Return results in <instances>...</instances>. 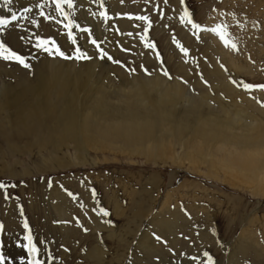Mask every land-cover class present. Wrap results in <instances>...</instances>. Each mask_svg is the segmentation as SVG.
<instances>
[{"label":"rangeland","instance_id":"rangeland-1","mask_svg":"<svg viewBox=\"0 0 264 264\" xmlns=\"http://www.w3.org/2000/svg\"><path fill=\"white\" fill-rule=\"evenodd\" d=\"M37 4L43 5L45 15L63 20L55 11L53 0H12L9 5L0 0V18L10 20L13 12L20 16L25 8H32L31 13L25 14L28 19L0 26V42L25 57L30 65L24 68L15 61L0 58V63L7 66L2 71L6 76L4 79L12 84V88H17L30 73H33V79L37 78V71L30 68L39 67L40 70L42 61L50 59L49 53L35 47L36 36L40 35L43 39L54 40L60 50L72 59H75V49L79 47L87 55L93 51L92 57L101 62L108 61L109 56L110 60L119 61L115 62L116 66L131 77H138L145 71H161L172 80H185L191 94H204L199 81L215 96L224 94L222 78L232 75L235 77L234 84L244 89L242 95L245 102H254L258 94L264 95V88H245V85H264V0H103V7L101 0H76L78 6L68 9L65 5V11L74 13L81 29H89V32L73 28L75 44L63 24L39 15L41 9L36 7ZM181 10L188 11L202 30L197 31L183 23L178 16ZM104 12L107 13V20L101 15ZM138 16L149 17L151 27L147 32L144 31L148 27L147 22L135 19ZM32 20H36L39 26L33 25ZM91 39H96L108 56L99 58L100 52ZM147 44L154 47H147ZM181 48L187 50L193 64L187 78H182L179 72L177 55L185 53ZM52 55L59 56L55 51ZM150 57L155 59L156 64L147 63L146 59ZM119 82L117 74H113L108 84L116 87ZM9 107V113L17 110L16 107ZM7 114L5 111L4 115ZM20 149L26 152L6 158V166L18 175L10 171L0 175V181L15 185L7 188V199L5 190H0L1 230L6 228L10 231L3 223L5 218L19 213L27 215L36 228L32 239L44 243V249L51 256L56 248L59 249L55 251L57 264H87L90 254L100 242L112 249L107 264H199L206 260H203L204 252L212 256L215 264H234L228 256L236 252V243L252 242L256 250L264 248V196L254 190V184L242 177L233 178L224 171L206 170V166L200 163L196 164L202 171L199 176L192 172L188 164L180 167L167 160L153 165L142 157L92 149L84 152L76 150L74 145L62 147L60 143L22 144ZM7 150L10 148L1 140L0 151ZM172 150L168 147L166 152L174 158ZM53 154L64 158V167L48 161ZM195 155L205 158L197 153ZM212 158L217 164V159ZM19 159L21 163L17 164ZM47 164L51 169L46 168ZM24 168H30L26 175ZM209 173L214 177L218 175L219 179L209 176ZM86 187L91 191L94 188V197L88 196ZM56 188L61 189L60 196L55 193L58 191ZM113 192L122 198L121 216L115 213V204L111 202ZM92 199L96 203H104L103 208L110 214L109 219L115 225L118 237L112 239L109 229L97 228L95 222H98V216L93 211L98 207ZM170 211L179 215V220L173 225V234H162L161 223L166 221ZM143 233L154 238L159 248L157 252L142 250L140 237ZM16 236L15 239L21 238ZM249 236L250 240L240 241ZM54 237L59 238L58 245L52 242ZM119 238L126 242H122L123 246L117 249ZM256 241L263 247L257 246ZM122 256L125 257L120 260ZM238 262L264 264V260L260 262L252 255L244 258L239 255Z\"/></svg>","mask_w":264,"mask_h":264},{"label":"bare ground","instance_id":"bare-ground-1","mask_svg":"<svg viewBox=\"0 0 264 264\" xmlns=\"http://www.w3.org/2000/svg\"><path fill=\"white\" fill-rule=\"evenodd\" d=\"M178 16L191 19L186 10H181ZM92 54H88L90 59L87 60L69 58L65 61L59 59V56L47 54L51 57L49 60L42 59L40 70L39 67L30 68L37 71V78L31 77L33 73L26 77L27 71L24 76L26 79L21 80L17 88H12V84L4 79L6 76L2 71L7 66L0 63V141L3 140L7 148H10L6 152L0 151V175L8 171L18 175L6 166V158L24 154L26 151L20 149L22 144L35 146L39 143H60L62 147L74 145L76 150L84 152L92 149L133 158L142 157L153 165L163 164L167 160L180 167L188 164L192 172L199 176L202 171L196 164L200 163L206 166V170L224 171L233 178L237 176L246 179L254 184V190L258 194L264 196V95L258 94L254 102H245L242 95L244 89L234 84L235 77L232 75L222 78L224 94L215 96L202 81L199 84L204 89V94H191L185 80H172L161 71H145L139 73L138 77H131L119 69L113 60L101 62L92 57ZM153 60L151 57L146 59L147 63L154 65L156 63ZM177 60L181 77L187 78L193 67L189 56L180 52ZM111 74H117L120 81L116 87L108 84L111 82ZM9 106L16 107L17 110L9 113ZM5 111L8 113L6 116ZM168 147L173 148L174 158L166 152ZM29 150L34 149H27ZM195 153L205 158L200 159ZM212 157L217 159V164ZM63 160L64 158L53 154L48 161L64 167ZM18 163H21L20 159ZM46 168H50L48 164ZM29 170L30 168H24V175ZM208 175L213 176L210 173ZM214 178L219 179V176L215 175ZM56 190L59 192L55 193L60 196L61 189ZM92 191L87 188L89 197L96 194ZM110 199L115 204V213L121 216L122 198L113 192ZM93 201L96 203V200ZM96 204L98 208L93 212L98 216V222H95L97 228L109 229L112 239L118 237L116 227L109 219L110 214L104 216L101 211L104 210V203ZM169 214L166 221L161 223L160 228L163 226L164 230L160 231L162 234H173V225L179 220V215L171 211ZM30 221L27 215L19 213L4 219L3 223L8 225L10 231L6 228L1 230L0 225V256L4 257L3 264H29L33 259L42 264H57L55 251L59 249L52 250L54 252L51 256L44 249V243L41 244L34 238L32 243L39 251L35 257L28 252L26 237L36 235V228ZM16 235L21 238L15 239ZM247 239L250 240V236L243 237L240 241L245 242ZM262 241L264 243V239ZM52 242L58 245L60 240L54 237ZM122 242L126 240L119 238L120 246L117 249L123 246ZM249 243L251 244L236 243V252L230 253L228 260L239 264V255L242 258L252 255L260 262L264 260V248L256 250L254 243ZM255 243L260 246V242ZM140 245L142 250L157 252L159 249L151 234H141ZM111 250L106 243L100 242L90 254V262L87 264H107ZM141 259L144 261V257Z\"/></svg>","mask_w":264,"mask_h":264},{"label":"snow or ice","instance_id":"snow-or-ice-1","mask_svg":"<svg viewBox=\"0 0 264 264\" xmlns=\"http://www.w3.org/2000/svg\"><path fill=\"white\" fill-rule=\"evenodd\" d=\"M12 0H4L5 5L11 4ZM165 2H167V0H165ZM183 2V0H182ZM53 3L55 4V11L58 12L60 14V16L63 17V20H58L55 17L51 16V15H45V12L43 11V5L41 4H37L36 7L40 8L41 11L39 12V15L41 17H43L46 20L52 21L55 20L57 23L59 24H63V27L65 29H67V34L68 37L72 40L73 44L76 43V36L74 34V32L72 31L73 28L79 29L83 32H89V29H81V26L76 22L75 18H74V13H69L65 11L64 6L66 5L68 9H74L75 7H77L78 5L76 4V0H53ZM101 6L103 7V0H101ZM10 10V9H9ZM32 12V8H25L23 10V14H21L20 16H18L16 13H12L11 14V18L9 19H5V18H0V26H6L8 24H10L12 21H18L20 19H28L27 13H31ZM101 15L104 17L105 20L108 19L107 13H101ZM73 17V18H70ZM131 18V17H129ZM135 19L138 20H143L145 22H147L148 27L145 28V32L148 31V28L151 27V23L149 20V17L147 16H138L135 17ZM64 21H67V23H64ZM181 21L183 23H187L189 25H191V27L197 31H201L202 27L199 23L194 22L192 19H185L183 16L181 17ZM31 23L33 25H36L37 27L39 26L38 22L36 20H32ZM219 27V26H218ZM0 30H2V28H0ZM143 39V37H142ZM221 39H223V36H221ZM91 43L94 44L97 49L100 52V56L99 58L103 59L105 56H108V54L106 52L103 51V49L100 48V44L97 42L96 39H91ZM147 47H154V45L152 44H147ZM35 47L38 49H42L43 51L49 53L50 55L53 54V51H55L56 55H59L65 59H69L71 57H68L65 55L64 52H62L60 50V48L56 45V42L52 39H43L41 37H39L38 35L36 36V44ZM233 47H235V45H233ZM181 51L185 52V54H187V50L184 48H181ZM75 58L76 59H89L90 57H88L86 52L81 51V49L79 47H77L75 49ZM0 58L6 60V61H15L17 63H19L21 66H23L24 68H29L30 65L26 62V58L19 55L18 53H16L15 51H12L9 47H7L5 45V43L0 42ZM109 59H111V57H108ZM116 63H119V61H115ZM134 71V69H133ZM165 75H167V73H165ZM252 87H261L264 88V85H260V86H253V85H245L246 89H250ZM8 187H15V185H9L7 182L4 181H0V190H5L4 194H5V198H9L7 195V188ZM103 212L104 216H108L109 213L105 210H101ZM25 227H27V224H25ZM26 239L28 240V244L26 245L28 252L35 257V255L37 254V252L39 251L37 249V247L32 243V236L29 235L26 237ZM159 239V238H158ZM67 251V250H66ZM204 257L206 258L205 261H202L201 264H215L212 256L209 255L208 252H204L203 253ZM193 260H196V257L192 258ZM4 261V257L0 256V264H3ZM29 264H42L41 261L35 260L33 259L32 261L29 262Z\"/></svg>","mask_w":264,"mask_h":264}]
</instances>
